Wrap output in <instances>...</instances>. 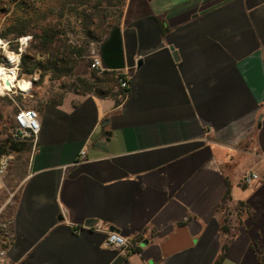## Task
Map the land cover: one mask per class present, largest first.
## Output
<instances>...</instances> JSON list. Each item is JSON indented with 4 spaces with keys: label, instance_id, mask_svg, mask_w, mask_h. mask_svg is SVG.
Wrapping results in <instances>:
<instances>
[{
    "label": "crops",
    "instance_id": "crops-1",
    "mask_svg": "<svg viewBox=\"0 0 264 264\" xmlns=\"http://www.w3.org/2000/svg\"><path fill=\"white\" fill-rule=\"evenodd\" d=\"M123 1L91 57L128 87L36 107L0 181L2 261L264 264V0ZM112 229L135 251L103 248Z\"/></svg>",
    "mask_w": 264,
    "mask_h": 264
},
{
    "label": "rangeland",
    "instance_id": "rangeland-1",
    "mask_svg": "<svg viewBox=\"0 0 264 264\" xmlns=\"http://www.w3.org/2000/svg\"><path fill=\"white\" fill-rule=\"evenodd\" d=\"M61 0H0V32L9 22V19L13 17L14 12L18 13H29L34 15L35 13L48 12V10L56 5ZM94 2L91 1L85 6H81L78 12H69L65 10L61 16L57 13H53L47 16V19L43 24H58V30L61 33V39L65 44L71 46L83 47L86 51L87 56L85 58V64L90 69V61L96 44L102 37V34L107 26H110L107 22H104L103 32L99 39H91L86 36L85 33V16L91 14L95 9ZM102 15L106 17H111L115 15L114 8L108 6L106 3H102L101 7ZM84 11V12H83ZM106 18V21L108 20ZM93 28L92 32L95 31V27L99 25V18L94 16L92 19ZM29 37V36H24ZM22 38V37H21ZM21 38L18 41V53L14 52L12 49L15 45H9L6 41L0 39V56L2 57V63L0 65H5L8 67H13L17 71V76L19 78L25 79L26 81V91L22 92L18 89L12 88L4 90L0 93V140L7 137H12L14 140H18L15 137L16 125L14 122V115L19 109H35L42 102L57 99L69 90L68 87L77 78L84 79L86 81H91L93 70L84 76L85 66H81V71L74 73L72 77H62L58 79H53L51 74L47 73L42 75L40 71L34 72L31 75L22 71V60L27 63L28 59H34L35 50L33 47L36 45L35 40L28 39L25 43H21ZM12 56V59H9ZM80 60V59H79ZM7 62V64H6ZM78 60L76 61V63ZM76 65V64H75ZM96 78L101 77V73L94 74ZM117 88L115 91L117 92ZM25 143H30L29 141H22ZM10 154L12 159L7 171L8 178L12 181L18 180V178L26 171L30 150L21 153H6Z\"/></svg>",
    "mask_w": 264,
    "mask_h": 264
},
{
    "label": "trees",
    "instance_id": "trees-1",
    "mask_svg": "<svg viewBox=\"0 0 264 264\" xmlns=\"http://www.w3.org/2000/svg\"><path fill=\"white\" fill-rule=\"evenodd\" d=\"M93 1L95 5L94 11L85 16V33L86 36L95 40L99 39L103 32L104 22L109 25H117L122 14L124 5L123 0H61L56 5L51 7L48 12L35 13L30 15L29 13L14 12L9 22L5 24L0 32V39L6 41L9 45H15L12 49L18 53V41L21 37L29 36L30 40H35L36 45L33 47L35 50L34 59H28L27 63L22 60V71L27 74L40 71L42 75L51 74L53 79L62 77H72L73 69L75 68L76 61L87 56L83 47L71 46L65 44L61 39V33L58 30V24H43L47 19V16L53 13H57L59 16L63 14L65 10L69 12H78L81 6H85ZM102 3H106L108 6L114 8L115 15L106 17L102 15L100 9ZM84 12V11H83ZM94 16L99 18V25L95 27V31L92 32ZM106 18L108 20L106 21ZM2 57L0 56V63H2ZM96 71L93 70L91 81L77 78L75 82L69 85L70 90H79L81 94L93 93L99 96H114L122 91L114 92L113 88L117 86L118 79L123 78L113 73L102 72L101 77H94ZM61 96L57 98V101H52V104H59ZM30 143L14 140L12 137H7L0 140V156L6 153H21L30 150Z\"/></svg>",
    "mask_w": 264,
    "mask_h": 264
},
{
    "label": "built area",
    "instance_id": "built-area-1",
    "mask_svg": "<svg viewBox=\"0 0 264 264\" xmlns=\"http://www.w3.org/2000/svg\"><path fill=\"white\" fill-rule=\"evenodd\" d=\"M90 69L96 71L97 73H102L101 63L97 56L91 58ZM117 87L122 91H125L127 89L128 82L125 77L118 79ZM119 97L122 96L120 95ZM14 122L16 125L15 137L21 141L26 140L34 143L40 131V122L37 111L31 108L19 109L14 115ZM84 154V151L80 152L79 160H82L84 158ZM11 159L12 157L10 154H2L0 156V181L6 174ZM257 179L258 176L255 173H249L244 177V183L250 184ZM87 228H91L95 231L102 230L99 226H92ZM103 248L116 250L119 255L126 256L129 253L135 251V244L130 239L123 237L117 233L107 232L106 238L103 242ZM3 257L4 251L0 249V264H8L7 262L2 261Z\"/></svg>",
    "mask_w": 264,
    "mask_h": 264
},
{
    "label": "bare ground",
    "instance_id": "bare-ground-1",
    "mask_svg": "<svg viewBox=\"0 0 264 264\" xmlns=\"http://www.w3.org/2000/svg\"><path fill=\"white\" fill-rule=\"evenodd\" d=\"M0 67H3L4 73L3 76L7 77V80L0 77V93H2L4 90L7 89H18L22 92L26 91V81L25 79L19 78L17 75V70L13 67H8L5 65H0Z\"/></svg>",
    "mask_w": 264,
    "mask_h": 264
},
{
    "label": "clouds",
    "instance_id": "clouds-1",
    "mask_svg": "<svg viewBox=\"0 0 264 264\" xmlns=\"http://www.w3.org/2000/svg\"><path fill=\"white\" fill-rule=\"evenodd\" d=\"M28 39H30V37H22L21 38V43H25ZM2 43V42H0ZM13 57L12 56H9V59H12ZM3 73H4V69L3 67H0V77H2L3 79L7 80V77H4L3 76ZM0 91H2V89H0Z\"/></svg>",
    "mask_w": 264,
    "mask_h": 264
},
{
    "label": "water",
    "instance_id": "water-1",
    "mask_svg": "<svg viewBox=\"0 0 264 264\" xmlns=\"http://www.w3.org/2000/svg\"><path fill=\"white\" fill-rule=\"evenodd\" d=\"M170 50L172 51L173 58H174V59H177V55H176V53L174 52V50H173L172 47H170ZM92 222H93V221L90 219V220H86L84 224H85V226H91V225H92ZM114 230H115V229H112V230H110V231L113 232Z\"/></svg>",
    "mask_w": 264,
    "mask_h": 264
}]
</instances>
